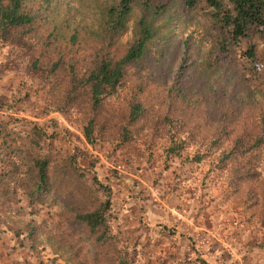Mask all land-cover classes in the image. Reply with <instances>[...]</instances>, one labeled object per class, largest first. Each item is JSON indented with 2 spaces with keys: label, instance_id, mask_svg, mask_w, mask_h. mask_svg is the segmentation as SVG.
<instances>
[{
  "label": "rangeland",
  "instance_id": "obj_1",
  "mask_svg": "<svg viewBox=\"0 0 264 264\" xmlns=\"http://www.w3.org/2000/svg\"><path fill=\"white\" fill-rule=\"evenodd\" d=\"M182 1L138 0L111 38L120 0H25L33 29L0 40V264H264V146L242 153L264 137V38L256 74ZM143 17L145 57L95 109L86 78ZM108 200L97 245L78 215Z\"/></svg>",
  "mask_w": 264,
  "mask_h": 264
},
{
  "label": "trees",
  "instance_id": "obj_2",
  "mask_svg": "<svg viewBox=\"0 0 264 264\" xmlns=\"http://www.w3.org/2000/svg\"><path fill=\"white\" fill-rule=\"evenodd\" d=\"M137 1L120 0L118 5L108 9L107 37L112 38L128 30V22ZM182 5L186 12L199 14L214 29L221 54L232 52V56L235 52H240L251 65L252 72H257L254 69L260 63V58L256 43L264 38V0H183ZM34 23L35 18L25 9V0H0V40L8 42L14 32L33 29ZM153 36L152 25L146 17L141 18L134 32V43L126 50L124 56L117 61L104 58L86 78L95 109L121 86L126 69L145 57ZM244 41L249 42L246 50L242 47ZM140 112L141 108L137 106L132 109L130 117L133 120L138 119ZM95 125V120H91L86 128L85 136L89 142L94 140ZM262 146L264 137L258 138L242 153ZM33 162L38 169V189L43 191L49 179V162L36 158ZM101 208L103 209L78 215V219L89 229V234L97 245L105 243L101 231L106 227V213L111 208V201L105 202ZM122 259L119 258V264Z\"/></svg>",
  "mask_w": 264,
  "mask_h": 264
}]
</instances>
